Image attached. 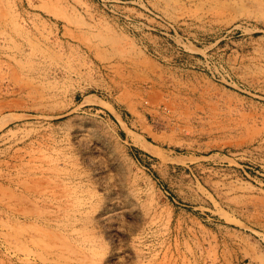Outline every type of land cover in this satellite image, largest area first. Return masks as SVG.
Wrapping results in <instances>:
<instances>
[{
  "label": "rangeland",
  "instance_id": "374dc122",
  "mask_svg": "<svg viewBox=\"0 0 264 264\" xmlns=\"http://www.w3.org/2000/svg\"><path fill=\"white\" fill-rule=\"evenodd\" d=\"M66 263L264 264V0H0V264Z\"/></svg>",
  "mask_w": 264,
  "mask_h": 264
},
{
  "label": "bare ground",
  "instance_id": "6f19581e",
  "mask_svg": "<svg viewBox=\"0 0 264 264\" xmlns=\"http://www.w3.org/2000/svg\"><path fill=\"white\" fill-rule=\"evenodd\" d=\"M118 63V62H117ZM119 64V63H118ZM115 65V64H114ZM129 65V64H128ZM117 68H119L117 65H115ZM136 66V65H135ZM134 66V68H135ZM113 67V66H112ZM128 67V66H127ZM125 68V67H124ZM123 69V68H122ZM126 69V68H125ZM117 70V69H116ZM121 70V69H120ZM137 70V69H136ZM134 70V71H136ZM119 70L115 71V72H118ZM124 71V70H123ZM126 73V72H125ZM129 73V72H127ZM126 73V74H127ZM124 74V72H123ZM123 74L121 76H119L118 74V77H120L123 81H127V78L126 77H129L128 74L127 76H123ZM130 75V74H129ZM118 88V85L117 87H114L112 90L115 91L116 89ZM168 89V88H167ZM172 91V90H171ZM160 92V94H159ZM158 92V95L156 96L157 97V101L159 102L158 104H161L163 103L164 105H176L177 104V95H173V92H170V91H163L161 92V90ZM179 92V91H178ZM175 93V92H174ZM178 94V93H177ZM62 115H54V117H60ZM138 145H140L142 147V149H144L145 151L151 153V154H156V152L154 150H152L149 146V143L146 142V145H144L143 143H140V142H136ZM136 144V145H137ZM137 145V146H138ZM149 145V146H148ZM139 147V146H138ZM140 147V148H141ZM40 260H42V258L40 257ZM67 264V263H66Z\"/></svg>",
  "mask_w": 264,
  "mask_h": 264
}]
</instances>
